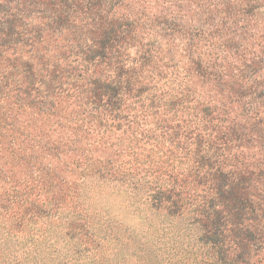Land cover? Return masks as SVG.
I'll return each instance as SVG.
<instances>
[{
  "label": "trees",
  "instance_id": "obj_1",
  "mask_svg": "<svg viewBox=\"0 0 264 264\" xmlns=\"http://www.w3.org/2000/svg\"><path fill=\"white\" fill-rule=\"evenodd\" d=\"M71 154L180 221L171 264H264V0H0V215Z\"/></svg>",
  "mask_w": 264,
  "mask_h": 264
},
{
  "label": "rangeland",
  "instance_id": "obj_2",
  "mask_svg": "<svg viewBox=\"0 0 264 264\" xmlns=\"http://www.w3.org/2000/svg\"><path fill=\"white\" fill-rule=\"evenodd\" d=\"M52 164L45 190L39 186L41 179L25 176V170L16 176V184L25 192L20 198L28 202L11 209L12 216L0 215L2 263L171 264L175 260L179 251L172 250L171 231L180 221L155 211L147 189L134 190L129 177L117 182L82 174L73 154L53 159ZM137 166L138 178L141 160ZM37 197L44 202L27 207Z\"/></svg>",
  "mask_w": 264,
  "mask_h": 264
}]
</instances>
